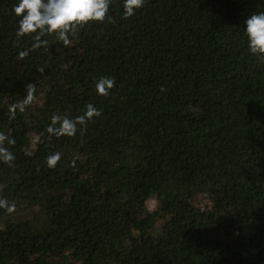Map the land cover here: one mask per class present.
I'll use <instances>...</instances> for the list:
<instances>
[{
	"label": "trees",
	"instance_id": "16d2710c",
	"mask_svg": "<svg viewBox=\"0 0 264 264\" xmlns=\"http://www.w3.org/2000/svg\"><path fill=\"white\" fill-rule=\"evenodd\" d=\"M17 2L0 0V264H264V55L244 26L264 0H109L38 47Z\"/></svg>",
	"mask_w": 264,
	"mask_h": 264
},
{
	"label": "clouds",
	"instance_id": "9594fccd",
	"mask_svg": "<svg viewBox=\"0 0 264 264\" xmlns=\"http://www.w3.org/2000/svg\"><path fill=\"white\" fill-rule=\"evenodd\" d=\"M143 0H123V14L132 16L142 6ZM109 9V0H18L13 13L18 17L17 35L23 36L35 33L34 47L45 43L40 37L44 34H55L65 45L69 43L67 33L79 25L90 21H102ZM247 47L252 54L264 55V12L249 15L245 21ZM23 57L25 52H20ZM113 80L101 77L96 81V91L104 95L113 86ZM99 115L98 109L89 105L85 117ZM81 122L84 117H81ZM61 131L72 134L75 131L73 122L65 119ZM2 139V137H0ZM11 142V141H9ZM0 159L11 161L10 152L0 150ZM57 157L48 159L49 166H53ZM0 207L11 212L14 205L6 200H0Z\"/></svg>",
	"mask_w": 264,
	"mask_h": 264
}]
</instances>
